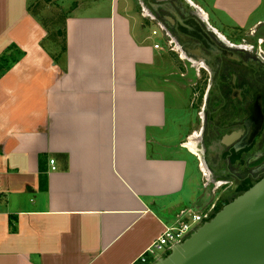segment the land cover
Wrapping results in <instances>:
<instances>
[{
	"label": "crops",
	"instance_id": "0c3cea01",
	"mask_svg": "<svg viewBox=\"0 0 264 264\" xmlns=\"http://www.w3.org/2000/svg\"><path fill=\"white\" fill-rule=\"evenodd\" d=\"M83 1L0 0V264H153L163 254L140 259L165 228L202 212L193 98L190 114L167 106L148 72L162 46L130 6ZM211 11L264 41V0Z\"/></svg>",
	"mask_w": 264,
	"mask_h": 264
},
{
	"label": "flooded vegetation",
	"instance_id": "af4514ba",
	"mask_svg": "<svg viewBox=\"0 0 264 264\" xmlns=\"http://www.w3.org/2000/svg\"><path fill=\"white\" fill-rule=\"evenodd\" d=\"M141 1L168 47H180L199 68L194 141L198 164L203 160L209 173L208 221L264 178V51L217 30L189 0Z\"/></svg>",
	"mask_w": 264,
	"mask_h": 264
},
{
	"label": "water",
	"instance_id": "95a60500",
	"mask_svg": "<svg viewBox=\"0 0 264 264\" xmlns=\"http://www.w3.org/2000/svg\"><path fill=\"white\" fill-rule=\"evenodd\" d=\"M153 264H264V178Z\"/></svg>",
	"mask_w": 264,
	"mask_h": 264
},
{
	"label": "rangeland",
	"instance_id": "374dc122",
	"mask_svg": "<svg viewBox=\"0 0 264 264\" xmlns=\"http://www.w3.org/2000/svg\"><path fill=\"white\" fill-rule=\"evenodd\" d=\"M54 1L57 0H52V4H55ZM60 3H65V7H67V12H69L68 10H71V1L72 0H58ZM76 1V0H74ZM80 1V0H78ZM90 0H84L83 2H88ZM101 3H104L105 5H109L108 9L111 5V0H99ZM214 0H191V3L198 8L201 13L203 14V10H205L206 12H208L209 14L212 12V4H213ZM31 3H34V1H31ZM121 9H123L124 5H128L130 6V11H128L129 15L134 16L136 21H132V25L134 28V32L137 35H143L144 37L148 38V43H151L152 45L155 43H159V45L162 46V50H163V54L165 55V64H158L156 68H150L152 70L148 71L151 74H155V76L159 79L158 81H160V86H163L164 89H166V97H167V101L166 104L167 106H172V107H177L179 112H186L185 109H187L189 107V101L193 98V113L195 115V120H196V130L199 129V120H198V116L199 113H202V109H201V105L199 104L200 102V98H201V93L200 90L198 88V86L195 85V83L198 82V78H196V76H198V74H196V72L198 73V69L197 68V64L195 66L193 65V60L191 59L190 61L192 62H188L187 60H185L186 55L183 53V51H181L180 47H175L172 48V46L167 45V42L165 40V38L161 35V33H159L158 35L154 36L153 35V31L154 30H158V27H156V25L154 23H152V21L148 18V14L150 13L148 7L145 5V3H143V1L141 0H119ZM51 4V3H50ZM52 7H54L52 5ZM36 11L39 10V7H37L35 9ZM58 15L60 12H56ZM215 17H211L210 19V23L213 27H215L217 30H219L220 32L226 34L229 38L233 39L234 41L237 43H243V44H249V45H258L259 47L263 48L264 51V45H260V41L257 37H254L252 35L249 34L250 31V27H239L240 25L237 23V25L232 22V17L227 18L225 16V18L223 17V19H225V22H220L219 19L216 18V14L212 15ZM143 19H142V18ZM146 23V29L144 31H142L141 28V23L142 22ZM148 23V24H147ZM234 36V37H231ZM48 47L51 49V51H56L54 45L52 42H47ZM170 45V44H169ZM169 50V51H168ZM168 51V52H167ZM170 52L172 54H170ZM167 55H172L175 60V64L174 63L171 64V62H168V56ZM195 62V61H194ZM164 63V62H163ZM182 71V72H181ZM173 73L172 74V84L173 85H178L179 88V92L175 93L172 89H168V83H166L164 81V77H166L169 73ZM184 75V76H183ZM183 76V77H182ZM192 83V87L194 89L189 90L184 88L182 90V84L183 83ZM177 83V84H175ZM189 88H191L189 86ZM168 89V90H167ZM190 114L189 112H186ZM192 113V114H193ZM175 137L176 135H174V142L175 141ZM186 141L188 142V140H185L183 142L186 143ZM193 145H194V141H193ZM182 155H186V153L183 151V153H181ZM207 187V186H206ZM200 187L201 193L200 196L197 198V202H199L196 208H201L200 210L205 211L207 210L211 204L213 203V200L211 199H207V198H202L203 195L207 194V191H209L210 186L207 187V189ZM206 191V194H205ZM181 208H184V206H182ZM181 208L179 209V211L181 210ZM189 209V207H187ZM192 212H195V210L193 208H190ZM204 209V210H203ZM222 209V207L219 208L218 212ZM215 216V215H214ZM213 216V217H214ZM213 217H211L209 220H211ZM208 220V221H209ZM190 222H192L191 219H189ZM196 225H193V227H195ZM165 251L163 252H157L158 256H161L162 254H164Z\"/></svg>",
	"mask_w": 264,
	"mask_h": 264
},
{
	"label": "built area",
	"instance_id": "2783aa9c",
	"mask_svg": "<svg viewBox=\"0 0 264 264\" xmlns=\"http://www.w3.org/2000/svg\"><path fill=\"white\" fill-rule=\"evenodd\" d=\"M158 34V30L153 31L154 36ZM155 48L160 49L161 46L159 44H156ZM50 163L52 170H56V161L51 160ZM181 215L182 216L180 220L174 226L166 227L158 241L155 242V244L150 249H148V251L141 257L140 261L142 263H147L149 255H157V252L163 251H165L164 254L168 253L172 247L182 243L185 239H187L200 224L206 222V215L203 212L195 213L192 211H183ZM187 216H189L188 218H190L192 222L184 220ZM193 225L196 226L193 227Z\"/></svg>",
	"mask_w": 264,
	"mask_h": 264
},
{
	"label": "bare ground",
	"instance_id": "6f19581e",
	"mask_svg": "<svg viewBox=\"0 0 264 264\" xmlns=\"http://www.w3.org/2000/svg\"><path fill=\"white\" fill-rule=\"evenodd\" d=\"M196 139V138H195ZM189 144V143H188ZM190 148L191 149H194L195 148V145H193L192 143L189 144ZM195 150V149H194Z\"/></svg>",
	"mask_w": 264,
	"mask_h": 264
}]
</instances>
